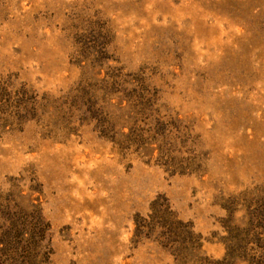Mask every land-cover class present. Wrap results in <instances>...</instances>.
<instances>
[{
    "label": "rangeland",
    "instance_id": "obj_1",
    "mask_svg": "<svg viewBox=\"0 0 264 264\" xmlns=\"http://www.w3.org/2000/svg\"><path fill=\"white\" fill-rule=\"evenodd\" d=\"M1 85L0 209L36 189L49 227L14 264H175L135 237L156 201L221 260L263 193L264 0H0Z\"/></svg>",
    "mask_w": 264,
    "mask_h": 264
},
{
    "label": "trees",
    "instance_id": "obj_2",
    "mask_svg": "<svg viewBox=\"0 0 264 264\" xmlns=\"http://www.w3.org/2000/svg\"><path fill=\"white\" fill-rule=\"evenodd\" d=\"M0 91L6 99L12 97L6 86L1 85ZM5 98L0 97L2 107L4 104L8 105L6 100L3 101ZM160 156L165 161V152L160 153ZM36 194L40 195V191L33 189L27 196L31 202L30 213L14 212L8 204L0 209V260L2 256L7 260L23 249L21 243L27 234L26 226L32 225L31 228L36 231L34 235L38 237L49 229L44 223L39 205L35 204L38 198H32ZM241 196L232 198L224 207L228 212V219L223 226L226 232V255L221 260L202 255L201 237L194 232L191 225L178 220L166 201L154 202L148 218L136 217L135 237L153 239L173 255L175 264H264V189L262 195L252 196L246 193ZM18 207L22 209L21 206ZM239 210L243 211L244 216L241 219L242 224L237 225L235 216ZM28 242L30 246L38 245V240L34 237ZM32 243L34 244L31 245ZM33 254L26 253L28 256L24 255L19 264H51L46 255L38 262L37 253ZM12 258L11 256L10 260L3 263L0 261V264L17 262L16 257Z\"/></svg>",
    "mask_w": 264,
    "mask_h": 264
}]
</instances>
